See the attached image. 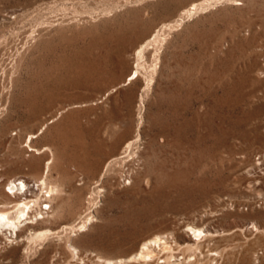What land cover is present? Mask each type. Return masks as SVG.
I'll list each match as a JSON object with an SVG mask.
<instances>
[{
	"label": "rangeland",
	"instance_id": "374dc122",
	"mask_svg": "<svg viewBox=\"0 0 264 264\" xmlns=\"http://www.w3.org/2000/svg\"><path fill=\"white\" fill-rule=\"evenodd\" d=\"M35 196L0 264H264V0H0V208Z\"/></svg>",
	"mask_w": 264,
	"mask_h": 264
},
{
	"label": "bare ground",
	"instance_id": "6f19581e",
	"mask_svg": "<svg viewBox=\"0 0 264 264\" xmlns=\"http://www.w3.org/2000/svg\"><path fill=\"white\" fill-rule=\"evenodd\" d=\"M193 5H195V4H193ZM196 7V6H195ZM192 10V9H191ZM164 28V27H163ZM16 133V132H15ZM46 168H47V166H46ZM48 169V168H47ZM10 185H9V188H13V190H12V192H14V193H16V191L15 190H19V189H24L25 190V184H27V183H25V181L23 180V179H21V178H16V179H13L12 178V180H10ZM41 184H43V186H44V188H45V195H44V197L46 198V199H50V197H51V195H53V194H55V193H57L58 192V190H59V188H58V185L57 184H48L47 186H45L46 185V182H45V173L43 174V176H42V178H41V182H40ZM21 191V190H20ZM25 192V191H24ZM13 193V194H14ZM18 193V192H17ZM26 193V192H25ZM59 195V194H58ZM18 197V196H17ZM24 199H20L19 201H16V202H12L13 203V205L11 206L12 207V209H8V208H5V209H1L0 208V227L2 228V226L3 227H7L8 228V230L9 231H13V233H14V230H15V228L18 226L19 227V222L20 221H23L24 220V222H22L23 223V225L24 224H26V223H30V222H34V221H36L37 219H38V217L40 218L39 219V221L40 220H44V218H47V216H48V214L47 213H45V217H43V215H44V213H43V215H42V211H41V201L38 199V198H40V197H37V196H35V197H33V198H25V197H23ZM43 198V197H42ZM44 198V199H45ZM30 201V202H29ZM50 201V200H49ZM11 203V204H12ZM43 203V202H42ZM45 203V202H44ZM6 204V203H5ZM10 204V203H9ZM3 205V204H2ZM36 205L38 206V207H36ZM47 206H49V204H46ZM0 207H1V205H0ZM28 210H30V211H28ZM44 211V210H43ZM52 211V210H51ZM30 212H32V213H30ZM45 212H47V211H45ZM55 212V211H54ZM49 213H50V211H49ZM36 214H37V216H36ZM50 216V215H49ZM48 216V217H49ZM52 216H53V214H52ZM35 219V220H33V218ZM31 218H32V220L33 221H31ZM38 221V222H39ZM43 222V221H42ZM45 222V221H44ZM21 223V224H22ZM252 223V222H251ZM27 225V224H26ZM82 225H85L84 224V221H83V223L80 225L81 227H82ZM247 225V224H246ZM17 227V228H18ZM20 227H22L21 225H20ZM28 227V226H27ZM246 227V226H245ZM4 229V228H3ZM18 229H20V228H18ZM17 229V230H18ZM189 229H190V231H191V235L190 234H187V233H183L182 235H177V238H178V240H180V241H182V242H193V239H195L196 240V238H198V235L199 234H201L200 232H201V229L200 228H198V227H195V226H190L189 225ZM262 229H263V227H262ZM43 233L45 234L46 232L45 231H40V232H37V233H35L34 234V236L33 237H35V236H39V235H43ZM214 233V232H213ZM13 235V234H12ZM16 235V234H15ZM210 234H208V236H209ZM31 236V235H30ZM39 237H41V236H39ZM167 236H162V235H159V234H156V235H154V236H151V237H147V238H145L141 243H140V245H139V247H137L136 249H135V251H133L132 253L130 252V254L128 255V256H126L125 258H127V259H125V260H127V261H125V262H127V263H129V264H160L159 263V261L160 260H158L157 261V259L160 257V258H163V261H162V263H166L167 262V258H168V256H169V253L167 254V255H161V256H157V254H158V251H157V253H156V255H155V252H156V250L154 249L155 248V245L156 246H158L159 248H160V250H162V249H165V251L167 250V249H169V241L167 240V238H166ZM203 237V236H202ZM40 239V238H39ZM198 240V239H197ZM205 240V239H204ZM168 241V242H167ZM240 244V243H239ZM178 245V244H177ZM170 246H172V245H170ZM186 248V247H185ZM171 249V248H170ZM155 250V251H154ZM72 251H74V252H76V249L75 248H73V250ZM164 251V250H163ZM169 251V250H168ZM78 252V251H77ZM76 252V253H77ZM166 254V253H165ZM77 255V254H76ZM172 256H173V254H172ZM132 260L134 261L135 260V262L136 263H134V262H132ZM191 260V259H190ZM122 261H123V259H122ZM129 261V262H128ZM105 262H107V264L108 263H111V264H120V261H117V263H116V261L114 260H112V259H105L104 260V263ZM124 262V261H123ZM130 262H132V263H130ZM177 263V262H176ZM245 263V262H244ZM74 264V263H73ZM78 264V263H77ZM87 264H89V263H87ZM254 264H255V262H254Z\"/></svg>",
	"mask_w": 264,
	"mask_h": 264
},
{
	"label": "built area",
	"instance_id": "2783aa9c",
	"mask_svg": "<svg viewBox=\"0 0 264 264\" xmlns=\"http://www.w3.org/2000/svg\"><path fill=\"white\" fill-rule=\"evenodd\" d=\"M44 207H45V205H44ZM44 207H43V208H44Z\"/></svg>",
	"mask_w": 264,
	"mask_h": 264
}]
</instances>
